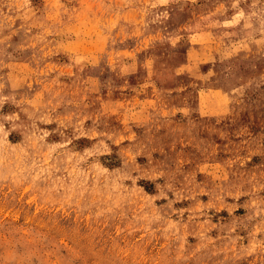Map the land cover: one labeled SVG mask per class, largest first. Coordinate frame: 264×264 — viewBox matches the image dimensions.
I'll return each mask as SVG.
<instances>
[{
	"label": "rangeland",
	"instance_id": "obj_1",
	"mask_svg": "<svg viewBox=\"0 0 264 264\" xmlns=\"http://www.w3.org/2000/svg\"><path fill=\"white\" fill-rule=\"evenodd\" d=\"M0 264H264V0H0Z\"/></svg>",
	"mask_w": 264,
	"mask_h": 264
}]
</instances>
